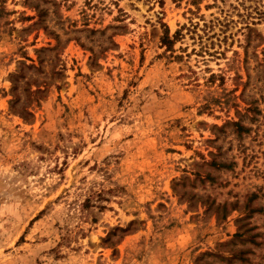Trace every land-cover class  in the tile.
I'll list each match as a JSON object with an SVG mask.
<instances>
[{
  "label": "rangeland",
  "instance_id": "1",
  "mask_svg": "<svg viewBox=\"0 0 264 264\" xmlns=\"http://www.w3.org/2000/svg\"><path fill=\"white\" fill-rule=\"evenodd\" d=\"M0 264H264V0H0Z\"/></svg>",
  "mask_w": 264,
  "mask_h": 264
}]
</instances>
